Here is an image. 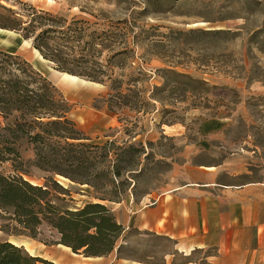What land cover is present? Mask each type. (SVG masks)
Listing matches in <instances>:
<instances>
[{"label": "rangeland", "instance_id": "obj_1", "mask_svg": "<svg viewBox=\"0 0 264 264\" xmlns=\"http://www.w3.org/2000/svg\"><path fill=\"white\" fill-rule=\"evenodd\" d=\"M0 4L23 15L26 4L62 17L66 25L84 28L102 44H78L73 54L82 51L87 63L68 68L81 74L102 73L99 77L107 82L75 75L84 83L75 86L60 82L61 72L52 62H37L31 40L18 33L13 32L18 37L1 44L0 50L20 56L57 88L70 105L67 118L89 143L115 140L120 145L123 140L143 149L135 198L129 187L121 203L107 204L113 209L131 214L151 206V198L182 182L187 165L217 164L253 149L264 155V0H0ZM50 37L47 43L54 46L56 37ZM168 68L207 85H198L194 93L182 89L155 93L158 102L152 98L153 89L161 87L160 71ZM120 102L128 107L117 108L115 103ZM16 146L24 162L33 160L32 146L25 139ZM27 168L25 179L41 185L46 175ZM0 170L12 173L8 163ZM56 179L68 185L66 179ZM73 188L74 205L92 200L85 186ZM7 229L0 220V241L22 246L52 264H74L83 257L56 244L57 235L45 225L36 238L11 235ZM124 237L125 245L117 253L124 260L158 262L172 246L136 229Z\"/></svg>", "mask_w": 264, "mask_h": 264}, {"label": "trees", "instance_id": "obj_2", "mask_svg": "<svg viewBox=\"0 0 264 264\" xmlns=\"http://www.w3.org/2000/svg\"><path fill=\"white\" fill-rule=\"evenodd\" d=\"M22 6L26 15L0 4V29L31 40L32 47L61 73L107 82L99 77L102 73L81 74L68 68L87 63L82 51L77 56L73 54L78 44L103 47L101 43H96L82 27L72 29L62 17ZM50 36L56 37L54 46L47 43L52 40ZM160 73L163 83L154 87V99L158 92L182 89L183 93H194L198 85H207L174 68ZM115 91L123 95L121 90ZM115 106L128 107L121 102ZM69 111L70 105L46 77L20 56L0 50V165L8 163L12 169L8 175L0 170V220L9 227L8 234L30 238H36L45 225L57 235L56 244L84 258L107 256L114 249L118 253L125 242V230L107 204L121 203L129 187L135 198L144 151L130 141L122 140L120 145L115 140L102 145L89 143L90 139L67 118ZM19 139L32 146V161L22 160L16 146ZM27 167L46 175L41 185L25 179L29 176ZM57 176L66 179L68 185L60 183ZM74 186H85L89 190L86 196L92 200L74 205ZM0 264L52 263L30 255L22 246L1 240Z\"/></svg>", "mask_w": 264, "mask_h": 264}, {"label": "crops", "instance_id": "obj_3", "mask_svg": "<svg viewBox=\"0 0 264 264\" xmlns=\"http://www.w3.org/2000/svg\"><path fill=\"white\" fill-rule=\"evenodd\" d=\"M17 37L0 29V45ZM32 51L37 62H48L37 50ZM59 75L62 84L84 85L76 76ZM151 200V206L131 214L123 209L113 211L124 235L136 229L171 242L170 251L160 261L124 260L114 249L103 257L73 254L81 257L74 264H264V155L259 150L231 154L208 166L187 165L180 184Z\"/></svg>", "mask_w": 264, "mask_h": 264}, {"label": "water", "instance_id": "obj_4", "mask_svg": "<svg viewBox=\"0 0 264 264\" xmlns=\"http://www.w3.org/2000/svg\"><path fill=\"white\" fill-rule=\"evenodd\" d=\"M1 30H3V29H1ZM61 74V73H60ZM65 74H67V73H65ZM68 75H70V74H68ZM33 256V255H32Z\"/></svg>", "mask_w": 264, "mask_h": 264}]
</instances>
